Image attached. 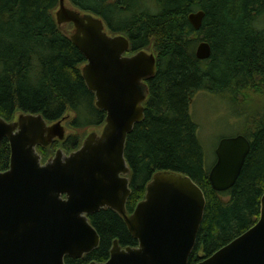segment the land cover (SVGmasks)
<instances>
[{
  "label": "trees",
  "instance_id": "trees-1",
  "mask_svg": "<svg viewBox=\"0 0 264 264\" xmlns=\"http://www.w3.org/2000/svg\"><path fill=\"white\" fill-rule=\"evenodd\" d=\"M73 8L101 18L113 36L130 41L127 55L145 50L157 58L156 75L147 80L145 119L128 135L125 158L131 174V215L146 197L155 174L190 177L204 192L206 210L189 264H198L251 229L260 219L264 195V0H67ZM60 0H0V117L41 115L48 123L73 117L74 131L95 130L106 113L85 82L84 55L59 28ZM204 12L195 31L189 16ZM212 49L209 60L196 52L201 42ZM199 92H210L258 108L242 134L251 151L235 186L215 191L204 166V151L190 104ZM85 134L38 148L42 163L57 148L79 149ZM11 149H0V171L10 168ZM99 237L98 249L65 264L104 263L115 240L138 247L124 219L111 209L89 216Z\"/></svg>",
  "mask_w": 264,
  "mask_h": 264
},
{
  "label": "water",
  "instance_id": "water-1",
  "mask_svg": "<svg viewBox=\"0 0 264 264\" xmlns=\"http://www.w3.org/2000/svg\"><path fill=\"white\" fill-rule=\"evenodd\" d=\"M59 28L72 26L69 36L84 55L82 68L96 107L106 113L105 124L92 131L82 146L65 155L58 150L45 164L38 147L67 139L65 119L48 123L43 116L18 114L11 122L0 117V149H11L10 168L0 171V264H65L98 249L100 237L89 216L103 209L120 215L138 241L123 248L115 240L110 258L90 264H189L202 226L206 198L188 176L160 172L147 186L146 197L130 215V168L125 158L128 135L145 119L149 91L146 81L157 72L152 52L132 56L126 36H112L105 22L60 0L55 13ZM204 12L189 16L199 31ZM203 41L196 56L211 58ZM251 151L243 135L223 138L209 172L212 188L227 192L237 183ZM198 264H264V195L256 225Z\"/></svg>",
  "mask_w": 264,
  "mask_h": 264
},
{
  "label": "rangeland",
  "instance_id": "rangeland-1",
  "mask_svg": "<svg viewBox=\"0 0 264 264\" xmlns=\"http://www.w3.org/2000/svg\"><path fill=\"white\" fill-rule=\"evenodd\" d=\"M67 6L73 8L68 1ZM61 30L69 36L74 32V29L67 25L61 26ZM230 100H225L210 92H199L191 101L190 115L197 126V137L204 151L206 171H210L216 163V149L219 142L223 138H234L242 134L243 129L249 126L251 117L256 116L259 112L257 111L258 108L252 106V104L242 102L241 99L233 101L234 98H231ZM72 118L70 117L63 122L67 137L78 133L85 134L84 138H86L92 131L101 132L102 128L88 130L86 133L83 131L76 132L68 124ZM58 150H62L67 156L70 154L60 147L57 148L56 152Z\"/></svg>",
  "mask_w": 264,
  "mask_h": 264
},
{
  "label": "flooded vegetation",
  "instance_id": "flooded-vegetation-1",
  "mask_svg": "<svg viewBox=\"0 0 264 264\" xmlns=\"http://www.w3.org/2000/svg\"><path fill=\"white\" fill-rule=\"evenodd\" d=\"M71 28H72V26H70ZM99 129V128H98ZM67 140V139H66ZM66 140L64 141V142H66ZM64 142H61V143H64ZM60 142H58V141H55L52 145H58ZM51 145V146H52ZM42 148H44V147H42ZM72 153V152H71Z\"/></svg>",
  "mask_w": 264,
  "mask_h": 264
},
{
  "label": "bare ground",
  "instance_id": "bare-ground-1",
  "mask_svg": "<svg viewBox=\"0 0 264 264\" xmlns=\"http://www.w3.org/2000/svg\"><path fill=\"white\" fill-rule=\"evenodd\" d=\"M113 36V35H112ZM197 57V56H196Z\"/></svg>",
  "mask_w": 264,
  "mask_h": 264
}]
</instances>
